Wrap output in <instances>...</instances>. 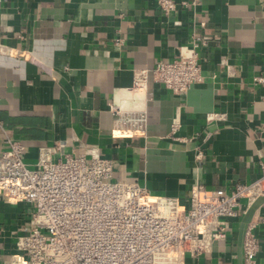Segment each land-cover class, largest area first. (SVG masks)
<instances>
[{
    "label": "crops",
    "instance_id": "obj_1",
    "mask_svg": "<svg viewBox=\"0 0 264 264\" xmlns=\"http://www.w3.org/2000/svg\"><path fill=\"white\" fill-rule=\"evenodd\" d=\"M174 1L187 6L164 17L157 0H2L0 149L1 130L23 143L30 167L55 143L62 154L95 149L112 161L115 179L182 204L195 184L230 190L258 179L264 83L254 79L264 78V0ZM195 35L208 38L198 50L201 83L175 97L150 77L143 92H131L135 71L172 60ZM113 107L146 113L145 133L114 136ZM26 209L0 202V264L16 254ZM244 209L243 201L224 241L182 264H245L250 225L254 264H264V200Z\"/></svg>",
    "mask_w": 264,
    "mask_h": 264
},
{
    "label": "built area",
    "instance_id": "obj_2",
    "mask_svg": "<svg viewBox=\"0 0 264 264\" xmlns=\"http://www.w3.org/2000/svg\"><path fill=\"white\" fill-rule=\"evenodd\" d=\"M157 5L164 17H172L187 3L157 0ZM207 40L195 35L191 46L179 49L172 60L135 71L131 92H143L151 77L173 96L185 95L203 80L198 50L207 47ZM254 82L263 84L264 78ZM111 112L114 136L145 133L146 113L117 107ZM177 129L172 127L173 132ZM1 131L0 202L25 205L28 218L16 237V254L4 264H182L186 254L210 253L214 242L226 239L243 201L246 214L264 200V163L255 181L230 190L195 184L182 204L177 198L152 197L145 186L121 176L115 179L112 161L95 149L62 154V145L55 143L41 147L30 167L23 143ZM202 158L198 151L195 159ZM253 228L243 238L245 264H254L258 253Z\"/></svg>",
    "mask_w": 264,
    "mask_h": 264
}]
</instances>
